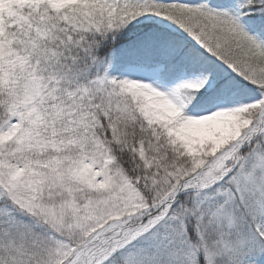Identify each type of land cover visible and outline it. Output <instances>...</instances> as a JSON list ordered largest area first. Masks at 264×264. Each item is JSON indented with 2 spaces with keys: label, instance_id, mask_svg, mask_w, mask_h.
<instances>
[{
  "label": "snow or ice",
  "instance_id": "1",
  "mask_svg": "<svg viewBox=\"0 0 264 264\" xmlns=\"http://www.w3.org/2000/svg\"><path fill=\"white\" fill-rule=\"evenodd\" d=\"M0 264H264V0H0Z\"/></svg>",
  "mask_w": 264,
  "mask_h": 264
}]
</instances>
